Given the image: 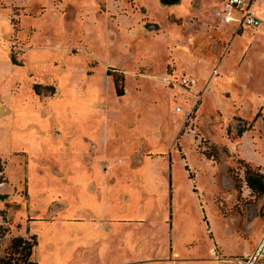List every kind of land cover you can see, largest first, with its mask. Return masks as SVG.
I'll use <instances>...</instances> for the list:
<instances>
[{
  "label": "rangeland",
  "instance_id": "1",
  "mask_svg": "<svg viewBox=\"0 0 264 264\" xmlns=\"http://www.w3.org/2000/svg\"><path fill=\"white\" fill-rule=\"evenodd\" d=\"M220 9L0 0V256L35 237L38 264H264V42L241 63Z\"/></svg>",
  "mask_w": 264,
  "mask_h": 264
},
{
  "label": "crops",
  "instance_id": "2",
  "mask_svg": "<svg viewBox=\"0 0 264 264\" xmlns=\"http://www.w3.org/2000/svg\"><path fill=\"white\" fill-rule=\"evenodd\" d=\"M226 2H227V0H214V4L217 3V5H219V7L221 9L215 13V15H214V17H212V19H216L214 22H215V24H218L217 30H220V31H223L224 28L227 27V25H235L236 26L234 33H233L234 35H233L232 40L237 39L242 44L245 45V48H244L242 56H241V63H242L245 61V59L247 58V56L250 53H253V51L257 52V54L260 53L258 50L259 49L261 50V44H262V42H264V25L262 27H260L258 29V31H254L253 29H251L247 26H241V24L237 21L230 23V24L225 23L224 17H223V12L225 10ZM161 3H162V1H161ZM179 3H180V1H179ZM178 4H176V5H178ZM162 5H164V4L162 3ZM164 6H166V5H164ZM173 6H175V5H173ZM168 7H172V6H168ZM252 11L255 12L256 15L264 22V0H255L254 4L252 6ZM252 49H254V50H252ZM225 62L228 63L227 60ZM255 76H257V77H255L256 79L254 80V83L256 85H264V67L256 68L255 69ZM188 78H192V77H188ZM197 84H198V82L196 80V85L192 88L194 89L197 86ZM196 91H199V90H196ZM260 110L262 111V113H264V104L262 105V108L259 109L258 113L256 114V117H255L257 119L256 124H258L259 121L264 120L263 116L262 117L259 116ZM251 138H252L251 134L245 133L243 135V137L239 138V140L243 144H245V146L246 145L252 146V145H254V140H252L253 138L252 139ZM259 139L262 140L261 138H259ZM0 159L5 161L2 158H0Z\"/></svg>",
  "mask_w": 264,
  "mask_h": 264
},
{
  "label": "trees",
  "instance_id": "3",
  "mask_svg": "<svg viewBox=\"0 0 264 264\" xmlns=\"http://www.w3.org/2000/svg\"><path fill=\"white\" fill-rule=\"evenodd\" d=\"M166 6H173L180 0H161ZM108 75L110 73L108 72ZM48 89V88H46ZM119 97L124 96L123 91L117 90ZM188 170V169H187ZM254 177L247 173L246 182L249 188L256 194H264V176ZM37 241L35 237L29 239L18 237L12 240L11 245L4 250L3 256H0V264H38L34 259ZM2 246L0 244V252Z\"/></svg>",
  "mask_w": 264,
  "mask_h": 264
},
{
  "label": "built area",
  "instance_id": "4",
  "mask_svg": "<svg viewBox=\"0 0 264 264\" xmlns=\"http://www.w3.org/2000/svg\"><path fill=\"white\" fill-rule=\"evenodd\" d=\"M255 0H227L225 10L223 12L224 22L227 24L235 21L239 22L241 26H247L251 29H259L264 25V22L252 11V6ZM180 85L185 89H191L196 85V80L185 77L180 81ZM181 112L179 108L177 110ZM6 164L0 159V188L6 187ZM258 253L264 250V240L259 245Z\"/></svg>",
  "mask_w": 264,
  "mask_h": 264
},
{
  "label": "bare ground",
  "instance_id": "5",
  "mask_svg": "<svg viewBox=\"0 0 264 264\" xmlns=\"http://www.w3.org/2000/svg\"><path fill=\"white\" fill-rule=\"evenodd\" d=\"M262 252V251H261Z\"/></svg>",
  "mask_w": 264,
  "mask_h": 264
}]
</instances>
